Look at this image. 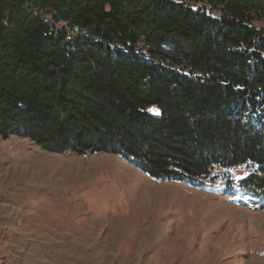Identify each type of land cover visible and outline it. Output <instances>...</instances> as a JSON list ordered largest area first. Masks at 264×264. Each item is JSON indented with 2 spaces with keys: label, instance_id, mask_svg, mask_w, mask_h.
Wrapping results in <instances>:
<instances>
[{
  "label": "trees",
  "instance_id": "trees-1",
  "mask_svg": "<svg viewBox=\"0 0 264 264\" xmlns=\"http://www.w3.org/2000/svg\"><path fill=\"white\" fill-rule=\"evenodd\" d=\"M257 22L264 0H0V136L199 187L245 169L264 199Z\"/></svg>",
  "mask_w": 264,
  "mask_h": 264
},
{
  "label": "rangeland",
  "instance_id": "rangeland-1",
  "mask_svg": "<svg viewBox=\"0 0 264 264\" xmlns=\"http://www.w3.org/2000/svg\"><path fill=\"white\" fill-rule=\"evenodd\" d=\"M248 172L192 186L117 154L0 136V264H264V199L240 191Z\"/></svg>",
  "mask_w": 264,
  "mask_h": 264
}]
</instances>
